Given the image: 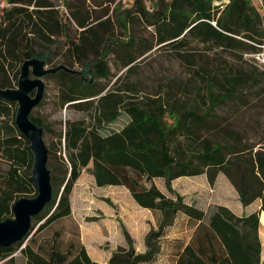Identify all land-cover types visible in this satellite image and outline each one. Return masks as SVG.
I'll list each match as a JSON object with an SVG mask.
<instances>
[{"label": "trees", "instance_id": "1", "mask_svg": "<svg viewBox=\"0 0 264 264\" xmlns=\"http://www.w3.org/2000/svg\"><path fill=\"white\" fill-rule=\"evenodd\" d=\"M0 1L4 3L0 88L16 87L24 60L36 58L48 65L51 48L64 45L61 63L49 67L64 65L75 72L58 70L44 78L56 79L62 105L88 113L87 119L65 121L64 132L46 146L51 200L32 218L31 229L38 225L36 230L41 231L70 216V194L83 169H88L97 187H123L139 207L160 215L140 253L126 232V246L117 247L105 263L93 261L79 241L62 247L54 238L34 250L31 240L25 242L28 234L21 242L0 248V264H14L13 253L18 249L25 264H153L178 215L198 225L181 251L175 246L174 264H260L259 212L237 217L226 207L215 206L205 213L185 203L171 182L205 175L213 185L221 173L243 207L259 200L264 212V135L250 142L245 132L222 123L216 112L226 103L243 107L246 92L264 90V69L251 57L264 45L261 7L253 0L227 4L222 0H132L117 16L125 38L114 40L107 34V20L92 19L80 8L71 11L62 0L79 29L72 40L55 0ZM135 23L149 28L150 37L127 33V26ZM155 47L173 53L188 67L190 77L179 89L141 94L134 83H121V77L118 86L113 83L106 90V84L100 85L114 76L109 55L127 76L137 60ZM16 107L0 98V162L8 166L0 171V221L12 217L15 200L36 195L30 181L29 142L14 122ZM122 115L128 122L117 131H107ZM29 117L43 132L49 130L31 113ZM159 178L171 196L154 184Z\"/></svg>", "mask_w": 264, "mask_h": 264}, {"label": "rangeland", "instance_id": "2", "mask_svg": "<svg viewBox=\"0 0 264 264\" xmlns=\"http://www.w3.org/2000/svg\"><path fill=\"white\" fill-rule=\"evenodd\" d=\"M55 1L64 13L70 39L75 40L79 29L70 18L68 10L61 5L62 0ZM64 1L69 4L71 11L80 8L82 12L86 10V13L92 19L107 20V27L109 28L107 34L113 36L112 39L122 40L125 38L124 30L117 22V16L118 12L127 8L128 2L132 0ZM3 6L4 3L0 1V9ZM127 27V33H143L148 38L150 37V29H145L140 23ZM63 51L64 45L52 47V62L47 66L61 63L64 55ZM108 58L114 76L110 79V82H100V85H107L106 90L113 83L118 86V77H121V83L130 81L135 84L136 89L141 94L152 96L162 93L168 88L179 89L190 77L188 67L182 60L173 53L158 47L147 53L144 58L138 59L136 68L127 76L125 70L118 71L117 66L112 61V55H109ZM222 59L228 64L232 63L229 57H223ZM71 67L75 70L80 69L77 64H72ZM43 83L42 101L32 110L31 115L37 117L43 126L49 127V130L43 132V139L45 145L50 146L51 143L55 142L59 132H64L65 121L87 119L88 113L87 111H78L67 105H62L55 78H43ZM243 97L246 100L245 106L241 107L235 103H226L217 108L216 112L224 119L222 123H228L231 128L240 133L245 132L250 142H256L264 135V90L258 92L248 91ZM182 100H185V98ZM239 104L241 105V103ZM127 122V117L122 115L117 122L108 126L107 131H117ZM7 168V164L1 161L0 171H5ZM222 178L224 177L222 176ZM187 180L192 184H186L190 183L187 181L185 183V181L173 180L171 188L175 186L176 193L183 192L187 187H193L195 181L199 182L201 178L192 177ZM153 182L158 189L171 196L165 188L164 179H154ZM194 191L191 189L189 193ZM70 204V216L52 223L41 231L36 230L38 225L34 226L25 242L31 240V245L35 250L37 246L48 245L54 238H58L59 245L65 247L70 241L80 242L83 234V242L89 257L96 262H101L106 260L117 247L126 246L124 232L131 238L135 250L139 253L143 252L146 234L157 225L156 220L154 221L147 211L138 208L133 203L125 188L97 187L88 169H83L80 177L75 182L70 194ZM182 236L185 237L186 233H182ZM170 246L169 239L164 238L161 241L160 253L153 264H173L171 255H173L175 248L171 249ZM13 256L15 258L14 264H25V258L19 252V249L13 253Z\"/></svg>", "mask_w": 264, "mask_h": 264}, {"label": "water", "instance_id": "3", "mask_svg": "<svg viewBox=\"0 0 264 264\" xmlns=\"http://www.w3.org/2000/svg\"><path fill=\"white\" fill-rule=\"evenodd\" d=\"M58 70L74 73L64 65L49 67L42 60L26 59L19 68L15 88H0V98L17 104L15 125L28 140L32 155L30 181L36 191L35 197H20L11 205L12 217L0 221V248H8L21 242L31 231V220L51 200V174L47 168L48 149L43 139V129L29 117L40 103L44 93L43 78Z\"/></svg>", "mask_w": 264, "mask_h": 264}, {"label": "crops", "instance_id": "4", "mask_svg": "<svg viewBox=\"0 0 264 264\" xmlns=\"http://www.w3.org/2000/svg\"><path fill=\"white\" fill-rule=\"evenodd\" d=\"M222 176L224 178H222ZM194 177H200L201 180L199 182L195 181V184L193 187H187V189L183 190V192H179V193L177 192L180 196L183 197V200L185 203H188V204L193 203L197 208H199L205 213H209L211 209L215 206H223L229 209L237 217L248 216L254 212H259L258 214V221H259L258 237L261 242L260 264H262L264 261V212H260V201L256 200L253 203L243 207L239 201L237 192L232 187V185L229 183V181L225 178V176L221 173L217 175L216 180L213 185H209L205 175H199V176H194ZM191 178L192 177H180L175 180L185 181L186 183V181L190 182L187 179H191ZM186 184H192V182L186 183ZM108 187H118V186H108ZM172 189L175 191L176 190L175 186H173ZM191 189L195 191L193 193H189ZM160 191L166 196L168 197L170 196V195H167L162 190ZM133 203L138 208L144 211H147L152 217V219L154 221L156 220V224H158L160 220V215L157 212H153L148 209L141 208L134 201ZM197 225L198 223L191 221L188 217L183 216V215H178L176 219L174 220L172 226H170L168 230L166 231L167 235L165 238L169 239V242L171 245L170 248L174 249L175 246H178L180 247L178 251H181V249L188 243ZM156 227H154L153 229H155ZM182 233H186V236L183 237ZM83 240H84V235L82 234V240L80 238V242L85 248V244ZM111 253L107 257L106 260H102V261L97 260V261H101L99 263H105L110 258Z\"/></svg>", "mask_w": 264, "mask_h": 264}, {"label": "built area", "instance_id": "5", "mask_svg": "<svg viewBox=\"0 0 264 264\" xmlns=\"http://www.w3.org/2000/svg\"><path fill=\"white\" fill-rule=\"evenodd\" d=\"M222 1L225 4H227L229 2V0H222ZM253 2L255 4H258L261 7L262 16H264V7L262 5L261 0H253ZM251 57H253L254 61L257 63V65H259V67L264 69V45L260 46V50L256 54L251 55Z\"/></svg>", "mask_w": 264, "mask_h": 264}]
</instances>
